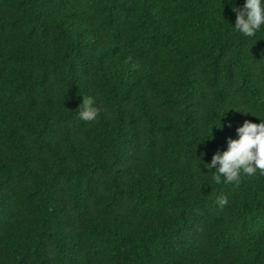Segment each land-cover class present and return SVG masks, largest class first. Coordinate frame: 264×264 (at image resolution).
I'll return each mask as SVG.
<instances>
[{"label": "trees", "instance_id": "obj_1", "mask_svg": "<svg viewBox=\"0 0 264 264\" xmlns=\"http://www.w3.org/2000/svg\"><path fill=\"white\" fill-rule=\"evenodd\" d=\"M243 3L0 0V264H264V176L205 165L264 119Z\"/></svg>", "mask_w": 264, "mask_h": 264}, {"label": "clouds", "instance_id": "obj_2", "mask_svg": "<svg viewBox=\"0 0 264 264\" xmlns=\"http://www.w3.org/2000/svg\"><path fill=\"white\" fill-rule=\"evenodd\" d=\"M231 3V0H229ZM235 14L232 31L244 37H252L264 26V0H244L242 7H231ZM99 109L95 98L89 95L81 96V103L77 109L78 119L83 122L94 121ZM236 139H227L226 150L217 151L212 155L207 169L211 172V179L216 184L239 185L241 177H251L259 173L264 176V119L259 123L245 120L242 126L236 129ZM199 172L201 175L200 167ZM208 175V174H207ZM227 203L226 197H220L218 204Z\"/></svg>", "mask_w": 264, "mask_h": 264}]
</instances>
